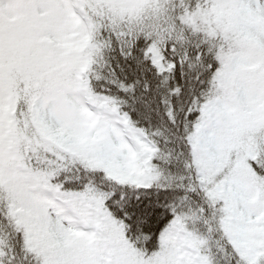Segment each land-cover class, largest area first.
Returning a JSON list of instances; mask_svg holds the SVG:
<instances>
[{"label":"snow or ice","instance_id":"1","mask_svg":"<svg viewBox=\"0 0 264 264\" xmlns=\"http://www.w3.org/2000/svg\"><path fill=\"white\" fill-rule=\"evenodd\" d=\"M0 264H264V0H0Z\"/></svg>","mask_w":264,"mask_h":264}]
</instances>
